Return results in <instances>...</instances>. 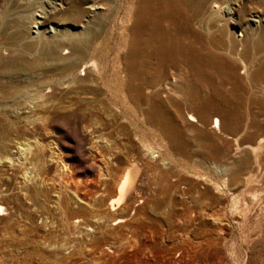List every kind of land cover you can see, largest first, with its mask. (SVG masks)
Returning a JSON list of instances; mask_svg holds the SVG:
<instances>
[{
  "label": "rangeland",
  "instance_id": "374dc122",
  "mask_svg": "<svg viewBox=\"0 0 264 264\" xmlns=\"http://www.w3.org/2000/svg\"><path fill=\"white\" fill-rule=\"evenodd\" d=\"M213 5L237 56L239 33L264 36V0H206L203 10ZM195 8L0 0V264H264V89L243 78L240 105L221 115L185 97L226 80L221 64L180 79L172 24L173 50L156 47L163 15ZM150 15L157 23L142 24ZM83 31L92 49L69 63ZM130 43L142 55L129 56ZM250 49L246 60L264 65V47ZM133 163L140 193L112 210Z\"/></svg>",
  "mask_w": 264,
  "mask_h": 264
},
{
  "label": "bare ground",
  "instance_id": "6f19581e",
  "mask_svg": "<svg viewBox=\"0 0 264 264\" xmlns=\"http://www.w3.org/2000/svg\"><path fill=\"white\" fill-rule=\"evenodd\" d=\"M194 1L196 2V8L193 11L192 16L190 17L185 16L179 18L176 16L175 19L172 20L168 14L163 15L166 23H164V27H162L161 32L157 33L156 35L158 37L155 38L158 41V43L156 41V47L159 46V42L162 41L163 43L162 45H160V49L163 52L165 51L167 52V54H169V52L173 50L174 41L170 38L171 32L169 29V27L171 28L170 25L172 24V28L175 30V34H177L178 37L175 43V45H177V51L179 52L180 50H182L183 53H185V55L183 54V56L182 54L179 55L180 61L178 66L179 71H181L178 73L179 78H183L185 76L193 74L194 72L200 73L204 70H216L218 69L217 64L220 63V68H224L226 70V73H228L226 76V80H217V85H211L207 87L206 89H208V93L206 95L201 96L198 94H194L198 93L200 90V87H197L194 90L190 89V91H186L185 97L188 101L195 100L199 102L200 105H203L205 108L209 107L210 109L220 113L221 115H225V105L232 106L233 108H236L240 105V99H238V96H236L238 86L235 85L237 83H241L243 78L248 79L251 87H258L264 89V65H260V63L256 65L253 64V61L246 60V56L251 50L250 47L254 50H260L264 47V36L261 35L257 39H255L253 36L245 37L246 33H239L238 36L243 37V42L242 44L240 43V46L242 47L243 51L241 55L237 56L235 53V40H227L223 37V34L225 33L223 31L224 23H222V20L216 16L217 12L215 11V5L211 6L210 9L203 10L206 0H184V2L187 4H191ZM88 7L92 11H95L96 9H103L102 5H98V3H93ZM226 13H228V11H224V13L221 14L225 16ZM36 15L39 16L38 14ZM156 16L157 15H154L152 17L150 15L148 18L146 17V20L142 24H146L148 22L152 26H154V24L157 23ZM178 18L180 23L179 21H176ZM135 24L137 26L141 24V22L137 20ZM234 26L236 27L238 26V24L235 23ZM33 27L35 28L36 26ZM152 31L153 29L148 32L149 34L147 37L148 40H150L151 42L154 41L153 38L155 37L153 36ZM31 32L37 33V29L32 30ZM91 45L92 41L89 37V34H86V32L83 31L79 35H73L71 39L72 57L71 60H69V63H72V61L74 62V60L83 61L84 56L90 53V49H92ZM133 47V44L130 43L127 53L129 56H131L133 53H141L140 55H142V48ZM157 53L158 52L152 53V55H157ZM227 54L229 55V57H227ZM230 57L233 59H231ZM132 64L134 63L132 62ZM238 65H240V67ZM255 65L257 66L256 71L252 72L251 69ZM240 74H243V77ZM172 80L173 82H175L174 79ZM227 84L232 85V87H230L231 89H227ZM163 87L167 88L168 85H166L165 83H159L157 89H161ZM189 119L193 122H198V119L193 117L192 115H190ZM212 128H215L218 132H222L220 126V119L218 117L213 118ZM146 147L147 145H145V148ZM149 151L151 150L149 149ZM140 175L141 168H139V166H137L135 163L130 164L125 168L123 174L121 175L117 183L115 189V197L109 201L108 205L110 209L113 210L115 206L118 207L120 204L124 203L133 195H137L138 193H140L137 187V182L139 180Z\"/></svg>",
  "mask_w": 264,
  "mask_h": 264
}]
</instances>
